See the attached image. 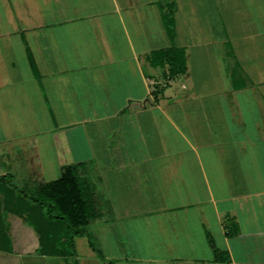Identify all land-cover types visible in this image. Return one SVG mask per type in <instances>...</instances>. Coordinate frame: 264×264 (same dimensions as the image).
I'll return each instance as SVG.
<instances>
[{
  "label": "crops",
  "instance_id": "0c3cea01",
  "mask_svg": "<svg viewBox=\"0 0 264 264\" xmlns=\"http://www.w3.org/2000/svg\"><path fill=\"white\" fill-rule=\"evenodd\" d=\"M171 46L168 76L152 53ZM261 86L264 0H0V172L84 197L76 264H264ZM7 220L0 264H65Z\"/></svg>",
  "mask_w": 264,
  "mask_h": 264
},
{
  "label": "trees",
  "instance_id": "16d2710c",
  "mask_svg": "<svg viewBox=\"0 0 264 264\" xmlns=\"http://www.w3.org/2000/svg\"><path fill=\"white\" fill-rule=\"evenodd\" d=\"M162 21L168 35L173 36L170 9L162 11ZM152 56L168 63V76L185 69L184 53L173 46L156 51ZM71 190L70 184L52 181L39 184L33 193H27L13 183L10 175L0 172V250H11L8 213L18 215L35 231L39 255H57L65 264H76L74 237L80 235H87L89 244L95 248L87 230V221L93 215L91 208L83 196L78 193L75 197ZM215 253L217 255L218 251Z\"/></svg>",
  "mask_w": 264,
  "mask_h": 264
},
{
  "label": "rangeland",
  "instance_id": "374dc122",
  "mask_svg": "<svg viewBox=\"0 0 264 264\" xmlns=\"http://www.w3.org/2000/svg\"><path fill=\"white\" fill-rule=\"evenodd\" d=\"M177 79V78H176ZM184 83L188 86V83H189V81L188 80H186V79H184ZM179 84H180V82L179 81H175V80H173L168 86H167V88L166 89H168V90H170V89H174V88H177L178 90H180L179 89ZM262 88H264V86H261ZM0 137H5L6 139H10L11 138V136H12V132H13V128L12 127H10L9 126V121H8V119L7 118H10V114H7V112L5 113V112H0ZM28 115H29V118L30 119H35V116H34V113H32V112H29L28 113ZM20 127L18 126V129H19ZM37 135V134H36ZM36 135H33L31 138H34V137H36ZM10 142V141H9ZM1 144H3V143H1ZM0 144V145H1ZM4 145V144H3ZM11 146V143H9L8 144V146ZM18 145H20V144H18ZM31 151L32 152H34V154H36V153H38V149H36L34 146H32V149H31ZM102 241L104 242V244H105V242H107V236H102ZM83 243V244H82ZM105 246V245H104ZM78 252L81 254V257L82 258H85L86 256H87V254H90L91 253V250H90V248L87 246V242H86V237H84V236H82L80 239H78ZM1 251V250H0ZM89 256H87V258H88ZM91 259H94V258H91ZM94 261H97V260H95L94 259ZM98 264H99V262H98ZM101 264V263H100Z\"/></svg>",
  "mask_w": 264,
  "mask_h": 264
}]
</instances>
